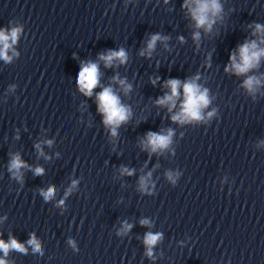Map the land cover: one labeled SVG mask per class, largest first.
I'll use <instances>...</instances> for the list:
<instances>
[{
	"label": "clouds",
	"instance_id": "clouds-1",
	"mask_svg": "<svg viewBox=\"0 0 264 264\" xmlns=\"http://www.w3.org/2000/svg\"><path fill=\"white\" fill-rule=\"evenodd\" d=\"M220 10V5L217 0H196V7L191 9L192 16L197 22V27L203 26L208 23L211 27V23L208 20V13L211 12L213 15ZM18 29H13L10 36L3 31H0V44H3V48L0 49V57L5 60H9L10 57L7 56V50L10 47L8 41L11 39L15 42L17 38ZM256 31H264L260 25L256 26ZM160 37L155 35L151 38L148 43V49L151 50L156 41ZM264 55V50H258L257 44L255 41L252 43H245L239 48V62H237L236 55L233 54L230 56L231 60V70H234L237 74L246 73L250 68L254 67L260 56ZM101 59H104L108 64H111L113 59H119L121 63L126 60V53L123 49L119 51H110L108 55L102 56ZM229 68H226L225 71H228ZM77 82L79 84L80 90L85 93V95H91L92 90L98 84V66L94 63H89L81 67ZM123 83V81H121ZM259 83L255 78H248L245 81V87L249 90L253 88L254 84ZM167 86L171 89V94H165L161 99L157 100L158 104L170 105L169 110L175 107L176 98L179 95L178 89L181 86V82L177 79H172L167 81ZM184 92V101L181 105V111L172 117L174 121L184 122L188 119H200L201 118V109L205 107L209 100L207 98V90L201 92L199 86L193 82L188 81L183 84ZM99 100V110L104 114V123L106 125H112V134L116 135V127H118L122 122H125L129 117L128 109H126L119 101V98L113 93L111 88H105L101 93L98 94ZM211 115V113L209 114ZM172 132L169 130L167 135H162L154 132H149L147 134L146 146L150 147L153 152L158 148H165L168 146L171 140ZM26 165L20 159V157L14 156L10 163V171H13L16 178H20V169ZM123 171L127 172V169ZM43 169L36 168L35 173L37 175L41 174ZM131 174V173H128ZM75 183V182H74ZM144 181H141L143 187ZM55 187H49L46 191L41 190V195H43L45 200H50L55 195ZM62 203V201H61ZM142 224H146L147 221H141ZM131 226L125 225L124 230L127 231ZM160 239V234L147 233L145 236L144 243L148 246L149 252L151 255V246L155 245L156 242ZM33 247L34 251H40V243L33 235L32 238L28 241ZM16 249L19 251H26L23 245L19 244L17 240L11 239L9 243H5L3 240H0V250H3L5 255H7L8 250ZM0 264H6L3 259H0Z\"/></svg>",
	"mask_w": 264,
	"mask_h": 264
}]
</instances>
